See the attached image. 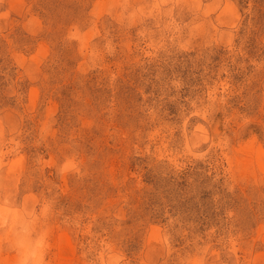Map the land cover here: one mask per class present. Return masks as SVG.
Wrapping results in <instances>:
<instances>
[{"label":"rangeland","instance_id":"1","mask_svg":"<svg viewBox=\"0 0 264 264\" xmlns=\"http://www.w3.org/2000/svg\"><path fill=\"white\" fill-rule=\"evenodd\" d=\"M0 264H264V0H0Z\"/></svg>","mask_w":264,"mask_h":264}]
</instances>
